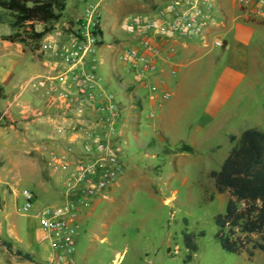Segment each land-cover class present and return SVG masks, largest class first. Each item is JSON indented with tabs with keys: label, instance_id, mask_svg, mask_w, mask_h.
Listing matches in <instances>:
<instances>
[{
	"label": "rangeland",
	"instance_id": "374dc122",
	"mask_svg": "<svg viewBox=\"0 0 264 264\" xmlns=\"http://www.w3.org/2000/svg\"><path fill=\"white\" fill-rule=\"evenodd\" d=\"M111 1L117 7L110 16L103 7ZM94 2L97 0H68L62 17L41 40L38 50L31 45L0 41V84L4 85V99L0 100V239L12 237L17 241L13 249L28 252L35 259L29 262L0 245V264H47L50 256L48 251L43 260L39 258L40 245H48V240L34 214L43 206L64 202L65 174L53 172L48 163L49 150L58 145L50 122L44 116L23 119L20 112L27 106L41 107L35 100L41 94L26 88L28 80L59 71L46 67L49 61L57 63L45 48L49 38L72 31L75 20ZM146 2L153 4V0L99 1L104 42L93 57L86 59L85 66L95 59L104 89L114 96L118 106L120 116L113 145L119 148L121 173L105 197H98L94 208L91 202L83 210L90 211V215L79 221L81 211L76 217L77 264H264V253L259 251L248 259L244 252L230 254L220 248L214 237V217L224 213L228 197L227 193H216L209 177L211 171L219 170L232 146L229 135L239 136L247 128L264 131V78H259L257 87L246 80L233 91L230 101L234 99L235 104L225 107L232 112L226 120H222V110L216 116L208 115L207 110L219 94L216 88L222 87V69L234 62L229 37L225 38V49L214 46L189 57L188 69L181 73L190 69L192 72L183 74L179 87H168L155 77L160 52L153 59L155 71L138 78L119 59L123 49L139 48L138 41L124 32L122 24L127 19L143 17L128 10ZM239 12L264 31V17H245ZM0 15V36L8 35L12 20L3 12ZM107 26L116 31L113 38L107 37ZM213 37L220 38V33L214 32ZM125 38L131 44H121ZM113 43L115 47H107ZM164 93L169 95L167 99ZM174 99L178 107L169 111L164 104ZM183 144L190 146L193 153L164 152ZM23 189L35 194L28 215L18 213ZM185 228L195 235L197 244L196 253L187 263L184 258L188 251L181 236ZM200 232L204 235L199 236Z\"/></svg>",
	"mask_w": 264,
	"mask_h": 264
},
{
	"label": "built area",
	"instance_id": "2783aa9c",
	"mask_svg": "<svg viewBox=\"0 0 264 264\" xmlns=\"http://www.w3.org/2000/svg\"><path fill=\"white\" fill-rule=\"evenodd\" d=\"M99 1L89 3L74 29L57 38H49L45 48L56 59L52 69L30 78L26 88L39 91L44 109L23 107L21 118L44 116L57 135V148L48 152V163L53 172L65 174L62 204H51L35 212L38 225L48 240L50 256L47 264H77L75 258L76 217L89 207L96 197L105 192L121 173L119 148L114 147L116 123L120 112L114 96L104 89L98 64L92 58L101 40ZM245 17H264V0H235ZM211 0H172L159 9L156 18L134 17L123 22L124 32L139 43V48L128 47L119 59L141 78L145 72L155 71L153 59L159 54V38L175 35L199 36L211 20ZM215 47H222L218 38ZM164 93L163 98L167 99ZM23 203L18 213L28 215L35 201L33 191H21Z\"/></svg>",
	"mask_w": 264,
	"mask_h": 264
},
{
	"label": "trees",
	"instance_id": "16d2710c",
	"mask_svg": "<svg viewBox=\"0 0 264 264\" xmlns=\"http://www.w3.org/2000/svg\"><path fill=\"white\" fill-rule=\"evenodd\" d=\"M68 0H0V14L11 18L12 32L1 35V41L31 45L38 50L40 42L53 30L66 10ZM1 21V15H0ZM40 27V29H38ZM103 44V32L99 31ZM4 99L0 85V100ZM232 144L219 170L209 173L217 194L227 193L223 214L214 217L217 227L215 240L220 248L230 254L246 253L251 259L255 251L264 253V131L247 128L239 136L229 135ZM166 154L193 153L190 146L182 145L174 150L166 148ZM186 222V221H185ZM199 236L204 233L200 232ZM182 241L188 254L184 262H190L197 251L195 235L185 228ZM0 245L9 253L35 262L30 253L13 249L11 239L1 240Z\"/></svg>",
	"mask_w": 264,
	"mask_h": 264
},
{
	"label": "crops",
	"instance_id": "0c3cea01",
	"mask_svg": "<svg viewBox=\"0 0 264 264\" xmlns=\"http://www.w3.org/2000/svg\"><path fill=\"white\" fill-rule=\"evenodd\" d=\"M171 1L172 0H169L168 2L166 0H153V4L151 2H146L140 4L139 7H135V9H131L128 11L134 14L138 12L145 18H156L158 10L164 8ZM211 4V20L209 21L206 28L204 29V32L201 35L187 38L175 35L169 38H161V40L159 39L156 42V45L160 51V55L156 60L157 72L155 74V77L158 81L166 82L168 87L172 84H175L176 87H179L183 83L182 81L184 79V75L190 73V71L192 72V69H190L188 71L185 70V72L181 73L183 69H188L186 68L188 67V58L196 55L201 51V49L210 50L214 48L213 42L216 38L213 37L214 32L220 33V38L218 39L222 41L223 49H225V46L227 45V41L225 40V38H231L232 45L230 51H232L234 62L231 61L232 64L230 63L228 67L222 69V75H220L221 77L219 82L222 83V87L216 88L220 89L219 94L218 96L213 98L215 99V102L210 103L207 110L208 115L210 116H216L222 110V120H226L229 116H231L232 112L230 109H227L225 107L229 103H233V105L235 104L234 99L230 101L233 96V91H235L238 86L246 83V80L249 81L250 86L257 87L260 83L259 78H264V31L259 30L253 23L247 22L245 18L243 19V16L239 14L240 10L235 0H211ZM116 7L117 6L115 5V3L111 1L110 4L103 7V10L111 16ZM238 16L242 17V19H239ZM216 21H218V23ZM107 30V37L109 39L113 38L112 36L113 34H116V31H111L108 26ZM104 37L105 36H103V42ZM114 40L118 41L119 39L115 38ZM123 40L124 41L121 44H131L129 38H125ZM107 47L113 48L115 46L113 43L109 44ZM46 65V67L50 69L59 67V65L56 66L57 63L52 61H49L48 63H46ZM30 67L33 69L32 66ZM25 68L24 70H26ZM173 70H175L174 74ZM177 78L178 80H176ZM201 80H203V78ZM107 83L110 84L109 81ZM261 90L264 95V88H261ZM35 100L37 105L41 106V108L44 109L45 113H49V110L43 107L42 97H39ZM164 105L167 106L169 111H171V109H173V111H176L175 108L177 109L178 107L175 99L168 101ZM170 117L173 121V115H171ZM97 203H99L98 197L92 201V208H94ZM87 215H90V211H82L78 216L79 221L80 219L87 217ZM10 238L13 241L14 245V243H16L17 241L12 237ZM40 246L42 253H39L41 254L39 255V258L43 260V258L47 256L49 248L46 242H43V244Z\"/></svg>",
	"mask_w": 264,
	"mask_h": 264
}]
</instances>
